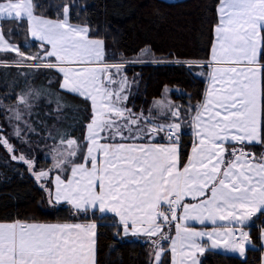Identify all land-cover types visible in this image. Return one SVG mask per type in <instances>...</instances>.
I'll return each mask as SVG.
<instances>
[{"label": "snow or ice", "instance_id": "1", "mask_svg": "<svg viewBox=\"0 0 264 264\" xmlns=\"http://www.w3.org/2000/svg\"><path fill=\"white\" fill-rule=\"evenodd\" d=\"M36 7L34 0H0V20H27L30 38L40 42V53L26 56L10 42L12 31L5 34L2 25L0 52L35 61L36 68L56 69L62 74V91L90 101L86 151L83 162L76 163L84 145L69 140L65 147L72 150L52 159L53 169L60 173L70 169L71 176L62 179L57 174L52 180V169L35 172L34 160L23 153L16 155L0 127V146L10 159L28 167L50 205L67 204L75 213L89 207L93 212L112 213L118 217V239L145 237L152 244L149 264H163L162 257L169 250L172 264H176V240L170 249H164L161 242L171 239L165 228L178 218L201 225L223 222L211 232L177 224L181 264L185 259L200 264L198 253L217 249L245 258L247 246L252 244L245 228L264 214V153L257 156L246 150L264 145V64L260 63L264 57V0H220L209 64L211 87L202 102L188 108L154 102L163 109L159 115L167 123L157 122L151 109L145 115L126 106L131 84L126 76L115 79L123 65L107 64L104 41L92 39L87 25L69 22V5L62 6L63 18L57 20L37 15ZM43 60L54 62L41 64ZM171 63L189 69L204 66L194 61ZM220 64L227 67H215ZM39 95H21L12 107L0 104L9 113L10 125L16 122L12 125L15 139H22L20 124L30 133L34 131L25 116L30 115L31 100ZM186 122L194 125L195 143L181 169L179 144ZM161 138L167 143L155 142ZM185 197L196 203L183 202ZM96 229V223L0 222V264H96ZM204 237L209 244L199 242ZM258 239L264 246V225L259 226Z\"/></svg>", "mask_w": 264, "mask_h": 264}, {"label": "trees", "instance_id": "2", "mask_svg": "<svg viewBox=\"0 0 264 264\" xmlns=\"http://www.w3.org/2000/svg\"><path fill=\"white\" fill-rule=\"evenodd\" d=\"M219 0H34L35 12L49 18L61 17L63 5L70 6L69 22L87 25L91 37L104 41L106 61L122 64L121 75L131 84L126 106L133 111H148L152 100L170 89L169 97L182 108L196 105L202 97L206 62L210 56L214 27L218 22ZM2 30L12 35L10 42L17 44L26 56L40 53L39 41L31 39L27 21L0 20ZM147 49V52L142 50ZM142 54L149 56L143 57ZM194 61L189 69L184 64L171 61ZM164 61V62H157ZM54 62V61H49ZM264 64V57L260 60ZM36 62L21 60L15 53L0 52V104L14 106L21 95L39 93L31 100L27 124L22 139L13 137V126L7 120V111L0 108V127L3 135L15 147L16 155L23 153L35 161V172L49 166L46 154L58 144L74 140L84 145L86 124L92 115L91 103L84 98L62 91V75L56 69L36 68ZM203 75H199V73ZM59 107V110L58 109ZM23 109V106H21ZM24 110V109H23ZM25 111V110H24ZM191 124L182 125L179 156L184 161L191 143ZM26 141V142H25ZM247 151L259 156L264 145H251ZM84 147L80 156L82 159ZM52 176V174H50ZM40 183H45L41 181ZM51 187V183H48ZM94 221L97 225L96 264H149L150 242L134 237L117 238L120 231L117 218L111 213H75L67 204L50 205L45 192L38 186L28 167L10 159V154L0 146V221ZM264 225V214L254 217L247 228L252 244L246 257L219 250L200 254V264H261L263 246L258 239L259 226ZM164 249H169L163 241ZM163 264H170L169 251L162 257Z\"/></svg>", "mask_w": 264, "mask_h": 264}, {"label": "crops", "instance_id": "3", "mask_svg": "<svg viewBox=\"0 0 264 264\" xmlns=\"http://www.w3.org/2000/svg\"><path fill=\"white\" fill-rule=\"evenodd\" d=\"M220 4V0L217 4V9H218V6ZM217 16H218V12H217ZM218 24V22H217ZM216 24V25H217ZM215 25V26H216ZM215 28V27H214ZM215 43V33H214V36H213V42H212V45H211V49H210V56H209V59L208 61L206 62L208 68H207V72H206V75H205V85H204V89H203V93H202V97H201V100L199 101L202 102L204 100V97L206 95V92L207 90L211 87V84H212V81L210 79V73L212 71V68L209 67V64L211 63L212 61V49H213V45ZM215 67H227V65L225 64H220V65H215ZM156 101H160L162 103V105H166L168 103H171V104H175L177 105L175 102L172 101V99L169 97V95H160L159 97H156L152 100V103H151V106L149 109H151V115H153L154 117H157V122L159 123H167L168 121L159 115V113L163 110L162 108H157L154 106V102ZM135 112V111H134ZM141 111H138L136 113H140ZM145 115H148L149 114V110L148 111H142ZM191 124V123H190ZM87 125V124H86ZM182 130V128H181ZM191 134H192V138H191V143H190V146H189V149H188V152H187V156L185 158L184 161H180V168L182 169L184 164H186L188 162V159H189V156L191 155L192 153V148L194 146V143H195V136H194V125L191 124ZM85 135H86V129H85ZM156 143H167V141L165 139H157L155 141ZM84 151H86V145L84 146ZM80 162H83V156H82V159L80 161H76V163H80ZM55 175H57V173H55L51 178L52 180H54L55 178ZM71 176V172H70V169L65 171L63 173V175L61 176L62 179H68L69 177ZM185 203H196V201H194L191 197H185L184 198V201ZM91 208V207H89ZM112 214V213H111ZM178 214V217L180 215H182V209L178 210L177 212ZM114 215V214H113ZM116 217V216H115ZM117 220H118V217H116ZM14 221V220H13ZM0 222H12V221H0ZM28 222H39V223H45V224H56V223H70V224H82V225H88V224H91V223H95L94 221H88V222H80V221H69V222H49V221H28ZM177 224H180L181 226H187V227H191L193 229H196V230H204L205 232H211L213 231L214 229H217V228H220L223 224V222H217V224L213 225L210 221H205V223L203 225H201L198 221H183L181 219H177L176 220V224H172L170 225V227H166L165 228V232L171 237L173 234H174V231H175V227ZM245 230L247 231V228H245ZM135 238V237H134ZM141 239H145V237L141 236L139 237ZM178 240V255H177V259H176V264H181V260H182V257H181V253H180V241L179 239L177 238ZM169 242H170V239L169 240H166V243L168 244V248H169ZM202 242L207 245L209 244L210 242L207 240V237H204ZM163 243V241L161 242ZM249 246V245H248ZM247 246V247H248ZM219 251H223V252H227V253H232V254H237V253H234V252H229V251H224L222 249H217ZM152 251V244L149 248V253ZM170 252V250H169ZM170 255V254H169ZM238 255V254H237ZM263 257H264V246H263ZM170 264H171V259H170ZM183 264H185V261L183 262ZM262 264V262H261Z\"/></svg>", "mask_w": 264, "mask_h": 264}, {"label": "rangeland", "instance_id": "4", "mask_svg": "<svg viewBox=\"0 0 264 264\" xmlns=\"http://www.w3.org/2000/svg\"><path fill=\"white\" fill-rule=\"evenodd\" d=\"M39 16H41V17H43V18H47V19H51V20H57V19H61V18H63L62 16L61 17H58V18H49V17H46V16H43V15H39ZM27 21V20H26ZM71 23V22H70ZM71 24H73V23H71ZM73 25H80V26H84V25H82V24H73ZM27 27H28V21H27ZM29 33V32H28ZM91 37V36H90ZM92 39H100V38H97V37H91ZM40 43V42H39ZM15 44V43H14ZM39 50H40V47H39ZM142 56L143 57H147V56H149L148 54H142ZM107 62V64H109V65H115V64H118V62L117 61H106ZM41 64H43V63H49V61L48 60H43V61H41L40 62ZM122 70V69H121ZM122 72V71H121ZM62 75V74H61ZM121 77H122V75H121V73H120V75L119 76H116L115 77V79H117V80H120L121 79ZM62 81V80H61ZM168 89L169 91H170V89L168 88V87H165V89ZM165 89H164V92H163V95H169V91H167V92H165ZM157 97H159V96H157ZM156 98V97H155ZM15 106V105H14ZM8 107H12V106H8ZM21 111H24L23 109H21ZM9 115V113H7V116ZM9 122V121H8ZM16 122L15 121H12V125H14ZM10 124V123H9ZM67 145V144H66ZM69 150H72V149H70V148H68V147H65V144H58L57 146H55V148H54V150L51 152V153H49V154H46V159H49L50 160V162H49V166H48V168H46L45 169V171H48L49 169H52V171H51V173L50 174H52V176L55 174V173H57V174H59V175H63V173H60V172H58V171H56L55 169H53V165H54V163H55V161L52 159V157L53 156H55V155H57V153H64V154H67V152L69 151ZM51 176V177H52ZM176 224V221L175 222H173L172 224ZM171 224V225H172ZM189 228H191V227H189ZM193 229V228H192ZM196 230V229H195ZM196 231H204V230H196ZM176 233H177V229H176V227H175V231H174V234L171 236V239H170V242H169V249L171 248V246H172V240H176V247H177V252H176V254H175V260L177 259V255H178V253H179V251H178V240H177V235H176ZM200 243H202V244H204L202 241H199ZM205 245V244H204ZM186 251H188L187 249H186ZM169 254H170V259H171V264H172V261H173V253L170 251L169 252ZM238 254V253H237ZM199 258H200V254L198 253L197 255H196V259L197 260H199ZM185 261V264H190V261H188L187 259H185L184 260Z\"/></svg>", "mask_w": 264, "mask_h": 264}, {"label": "water", "instance_id": "5", "mask_svg": "<svg viewBox=\"0 0 264 264\" xmlns=\"http://www.w3.org/2000/svg\"><path fill=\"white\" fill-rule=\"evenodd\" d=\"M165 1H175V0H165Z\"/></svg>", "mask_w": 264, "mask_h": 264}]
</instances>
